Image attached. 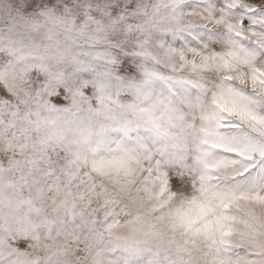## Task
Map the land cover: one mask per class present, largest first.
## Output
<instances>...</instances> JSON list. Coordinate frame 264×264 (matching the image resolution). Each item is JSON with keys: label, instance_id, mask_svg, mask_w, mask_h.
I'll use <instances>...</instances> for the list:
<instances>
[{"label": "snow or ice", "instance_id": "snow-or-ice-1", "mask_svg": "<svg viewBox=\"0 0 264 264\" xmlns=\"http://www.w3.org/2000/svg\"><path fill=\"white\" fill-rule=\"evenodd\" d=\"M0 264H264V0H0Z\"/></svg>", "mask_w": 264, "mask_h": 264}]
</instances>
